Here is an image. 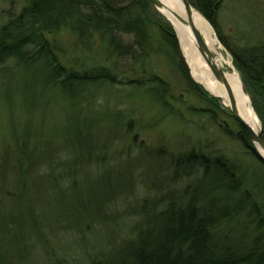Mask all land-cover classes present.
<instances>
[{"label":"rangeland","instance_id":"1","mask_svg":"<svg viewBox=\"0 0 264 264\" xmlns=\"http://www.w3.org/2000/svg\"><path fill=\"white\" fill-rule=\"evenodd\" d=\"M216 20L230 44L264 40V0H222ZM211 29L224 57L223 67L239 75L231 54ZM47 37L59 61L75 71L116 63L96 39L85 47L67 30ZM118 64L127 71L125 78L119 76V82L104 86L71 109L63 96L51 91L44 102L41 96L36 98L27 111L19 104L20 93H13L14 81L27 82L31 77L18 71L0 79L1 102L8 96L16 103L12 111L0 106V255L9 264H88L94 259L102 264L116 258L119 249L134 240L135 229L145 227L146 219L166 210L173 200L184 205L197 199L196 192H186L201 177L200 167L187 160L192 154L234 163L246 188L258 185L255 198L264 210V168L236 140L238 124L225 109L188 93L178 70L153 55L146 73L157 74L170 88L171 113L163 112L145 98L143 90L127 83L136 79V73L129 72L125 62ZM67 127L74 134L87 132L81 143L85 156L72 153L77 149L72 138L71 155L63 152L67 143L62 145L59 137ZM25 131L45 137L49 150V145L58 147L54 150L58 158L52 152L49 158L54 164L38 163L19 173L14 137L21 138ZM70 161L77 162L81 173L71 175V186H65L66 180L57 181L54 170ZM239 222L243 221L224 226L232 230L229 244L247 247L259 232H253L254 226L240 227ZM68 226L71 232L64 229Z\"/></svg>","mask_w":264,"mask_h":264},{"label":"trees","instance_id":"2","mask_svg":"<svg viewBox=\"0 0 264 264\" xmlns=\"http://www.w3.org/2000/svg\"><path fill=\"white\" fill-rule=\"evenodd\" d=\"M188 1L214 28L220 44L231 54L254 111L264 124V40L253 45L230 44L221 35L216 20L222 0ZM63 30L72 33L85 47H90L91 41L96 39L116 63L94 66L86 71L66 67L47 37ZM153 55L178 70L188 93L204 101L216 102L192 81L172 27L149 0H0V79L18 71L31 77L27 82L14 81L13 93H20L19 104L27 111H31L36 98L41 96L44 102L51 91L63 96L71 109L72 104H81V100L90 99L106 85L115 84L119 76L125 78L123 75L127 71H122L118 64L125 62L129 72L137 75L127 83L143 90L145 98L161 107V111L171 113L167 102L171 98L168 84L157 74L145 71ZM214 105L220 108L219 104ZM0 106L12 111L16 103L6 96L2 102L0 100ZM238 127L236 140L259 167L264 168V160L246 132ZM71 131L67 127L65 134L59 137L62 145L67 143L63 152L71 155L72 138L77 144L72 153L81 158L86 154L81 143L88 134ZM45 139L26 131L21 138L14 137L19 173H27L31 165L53 163L49 158L51 152L53 156L56 154L54 150L58 147L52 144L50 150L47 149ZM31 140L34 143L29 146ZM56 155L54 158H58V152ZM187 160L200 167L199 181L186 189L187 194L196 192L197 199L184 205L172 199L166 210L146 219L145 227L140 225L135 229L134 240L120 248L114 255L116 258L102 264H264V210L254 192L258 185L246 188L241 169L229 160L212 161L202 154H192ZM76 166V161L73 165L71 161L64 163L54 170H58L56 180H66L64 185L71 186V175L81 173ZM186 173L185 176H189ZM234 221H243L239 222L240 227L254 226L253 232H259L247 247L229 244L228 234L232 230L224 226ZM64 229L71 232L69 226ZM8 262L9 259L0 255V264ZM88 264L99 263L94 259Z\"/></svg>","mask_w":264,"mask_h":264},{"label":"bare ground","instance_id":"3","mask_svg":"<svg viewBox=\"0 0 264 264\" xmlns=\"http://www.w3.org/2000/svg\"><path fill=\"white\" fill-rule=\"evenodd\" d=\"M161 1L167 4L169 7H171L181 17L183 18L186 17L180 0H161ZM160 11L166 17V19L165 18L164 19L170 24L172 30L174 29L178 33L177 34L178 42L180 43L183 49L184 58L181 56L183 62L185 63L186 61V63H188V66L190 65V63L193 65V68L189 66L190 73L193 77L192 81L195 82L199 87H201L213 99H215V101L218 102L219 107L221 109L224 108L225 110H227L229 101L225 86L214 79L208 66L199 56L197 50L195 49V42L191 27L187 24L177 22L175 18L165 13L163 10ZM193 20L196 28L201 33L205 45L213 54L217 65L225 72V78L232 91L233 98L238 108L239 115L245 121V123L249 125V127L256 134H258L262 130V124L251 106L249 97L243 91V87H242L243 85L239 78V75L234 70L227 71L223 67V64L225 63L224 57L216 48L217 43L216 40L213 38L212 29L209 22L200 12H198L195 9L193 10ZM259 152L264 157V151L259 150ZM190 174L191 173L188 174L186 173V175L189 176Z\"/></svg>","mask_w":264,"mask_h":264},{"label":"water","instance_id":"4","mask_svg":"<svg viewBox=\"0 0 264 264\" xmlns=\"http://www.w3.org/2000/svg\"><path fill=\"white\" fill-rule=\"evenodd\" d=\"M149 1L153 5V7L156 9V11L163 18L166 19V17L164 16L163 13H161L160 10H163L165 13H167L170 16H172L173 18H175V20H177V22L183 23V24H187V25H189L191 27L193 38H194V42H195V49L197 50L199 56L203 59L205 64L208 66V68H209L212 76L214 77V79L217 82H219V83H221V84H223L225 86V89L227 91L228 101H229L228 108L225 111L246 132L248 138L250 139V142L252 143L253 147L255 148L257 153L259 154L260 158L262 160H264V157L259 152V150H263L264 151V129H262L258 134H256L249 127V125H247L245 123V121L239 115L238 108H237L235 100L233 98L232 91H231V89H230V87H229V85L227 83L226 78H225V72L217 65L213 54L211 53V51L205 45V43L203 41V38L201 36V33L199 32V30L195 26V23H194V20H193V10H194V8L190 5L189 1L188 0H180L181 4L183 6V10L185 12V16H186L185 18L181 17L176 11H174L167 4L163 3L161 0H149ZM173 31L175 33L174 36H175V38L177 40L179 51L181 53V56L183 57L184 56L183 55V49H182L180 43L178 42V37H177L178 33L174 29H173ZM185 64H186V66H187V68L189 70V74H190L191 79H192L193 77H192V75L190 73V67L193 68V65L190 63V65H189L190 67H189L188 63H186V61H185ZM242 87H243L244 93L247 95V91H246L245 87L244 86H242Z\"/></svg>","mask_w":264,"mask_h":264}]
</instances>
